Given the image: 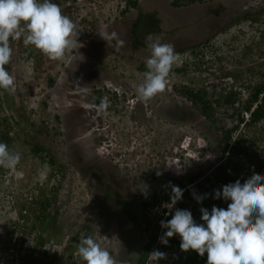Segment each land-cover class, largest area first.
Returning a JSON list of instances; mask_svg holds the SVG:
<instances>
[{"label": "rangeland", "instance_id": "obj_1", "mask_svg": "<svg viewBox=\"0 0 264 264\" xmlns=\"http://www.w3.org/2000/svg\"><path fill=\"white\" fill-rule=\"evenodd\" d=\"M127 1L53 0L63 14L77 25L80 31L77 48H87L84 43L91 36H98L97 32L118 18L124 23L123 33L126 36L127 25L142 13L151 12L154 2L131 0L137 2L136 7L131 8L127 6ZM198 20L193 18L186 25V28L192 25L194 34L174 32L168 38L167 43L174 45L175 51L180 54L179 60L170 73L166 91L148 102H143L135 94V88L146 70L144 67L139 71L136 67L144 63L150 54L148 38L155 37L149 32L152 23L148 18H143L136 28L134 26L133 37H139L141 48L129 56L126 52L120 54L113 60L107 66L109 76L103 82L117 99L110 102L113 107H109L107 113L111 125L108 149L112 154L104 153L97 159L93 158L92 162L89 156L86 165H80L87 168L82 177L77 174L72 161L76 159L75 150L80 149L75 139L71 138L74 130L68 131L65 136L56 134V130L62 129V124L53 118L58 108L44 93L49 90L45 85L47 78H53L67 62L78 65V61L81 62L85 56L78 52V59H71L69 56L73 49L62 61H53L32 46L25 47L23 38L11 41L13 54L7 69L16 77V91L3 96L13 111L7 112L0 107V130L5 134L1 142L18 150L21 159L15 169L0 167V264H9L8 223L12 222V218L17 220V224L26 226L33 220L32 214L40 206L37 198L41 189V201L46 207L41 212L39 224L41 228H46L48 222L54 221L51 217L57 223L50 233H44V240H37L36 233L30 230L32 240L29 241L34 244V249L25 264H85L77 248L79 240L89 235L123 264H134L146 238H153L151 248L158 250L159 237L166 231L160 227V221L164 220L160 207L153 206L150 210L142 206V203H151L148 200L151 195L155 196V203L161 201L162 186L169 183L170 195L171 185L184 187L187 184L184 188L188 191L180 200V209L190 210L196 220L203 206L193 199L192 193H207L209 198L214 189H219L214 183V168L218 159L226 164L235 181H245L252 175L247 168L249 162L244 167L247 162L245 157L233 155L228 149L222 150L220 135L214 127L232 129L228 146L239 139L242 149L250 154L259 155L264 148V119L255 125L248 124L247 116L240 111L243 121L236 125L240 105L250 93V87L264 73V66H254L264 58V37H261L264 34V12L253 23H233L223 32L210 37L201 35L203 26ZM161 21L164 19L161 18ZM164 25L167 27L168 23ZM175 25L180 30V26ZM119 27L118 24V34ZM129 34H132L131 28ZM117 81L127 88L124 94ZM187 89L204 91L211 120L202 117L184 99L181 93ZM118 96L123 98L120 103ZM129 96L137 99L132 101L136 103V111L129 109ZM227 98L232 100L231 105L226 103ZM63 124L64 127L69 125L66 121ZM26 135L33 136L32 143L27 141ZM79 143L85 145L88 141L83 139ZM33 144L43 145L44 148L35 154ZM48 159H52L54 164L49 165ZM70 160L73 167L67 163ZM188 176L191 177L190 183L183 182ZM108 190L118 196L119 203L130 205L131 210L122 207V211L129 212L137 221L139 238L136 244L132 242L134 237L131 243L127 237L130 231L128 233L125 220L129 214L110 210L105 215L97 209V204ZM136 194H139V203L132 206V200L137 201ZM52 203L56 210L53 206L50 216L47 210ZM22 229L16 228L12 234H22ZM57 238V241L67 238L66 248L61 254L68 256V260H59L58 249L53 242ZM176 240L180 241V238ZM154 261L147 259V264H154Z\"/></svg>", "mask_w": 264, "mask_h": 264}, {"label": "clouds", "instance_id": "obj_2", "mask_svg": "<svg viewBox=\"0 0 264 264\" xmlns=\"http://www.w3.org/2000/svg\"><path fill=\"white\" fill-rule=\"evenodd\" d=\"M79 32L76 23L53 0H0V90L10 95L16 91V77L6 68L12 60L11 41L23 38L25 47L32 46L49 59L62 61L68 52L78 49ZM107 39L123 43L115 32ZM147 48L150 54L144 60L146 70L135 88L143 102L166 91L180 56L174 45L158 37L150 36ZM109 105L108 98L103 97L99 109L103 111ZM20 159L18 150L0 142V167L15 169ZM183 192L171 185L170 201L156 203L159 206L167 201L163 207L171 213V219L160 221V227L166 229L159 237L161 244L167 245L169 238L179 236V248L200 256L207 254L206 264H264V175L253 172L243 183L237 179L214 189L212 199L230 202L227 208L213 205L210 211L201 207L202 223L194 220L190 210L174 208ZM208 195L192 193L198 204ZM11 221L17 224L16 219ZM21 225L17 224L18 228ZM77 253L85 264H123L91 235L79 240ZM149 255L155 261L166 258L165 253L155 249Z\"/></svg>", "mask_w": 264, "mask_h": 264}, {"label": "flooded vegetation", "instance_id": "obj_3", "mask_svg": "<svg viewBox=\"0 0 264 264\" xmlns=\"http://www.w3.org/2000/svg\"><path fill=\"white\" fill-rule=\"evenodd\" d=\"M134 2L135 5H130L131 8H135L137 5V2ZM127 6L129 5L127 4ZM263 12L264 0H154L151 12L147 14L142 13L137 20L134 19L127 25L126 36L125 33H123L124 23L118 18V20L113 22L110 26H105L103 30L97 32L98 36H91V38L84 43L87 48H82L84 46H81L78 49H74L69 57H71V59L73 57L78 59L79 52L85 56L84 59L81 62L78 61V65H71V62L63 64L53 78H47L45 85L49 87V93L45 92L44 96L48 99H52L51 101L54 103L55 108H58L53 114V118L58 123L62 124V129L61 131L56 130V134L58 133V135L65 136L68 131L70 132L72 129L74 130L71 138L73 137L75 139V142L80 148L79 150H75L76 159L72 160L75 163L74 169L77 174L80 177L84 176V172L87 168L80 165H86L89 161V156L91 157L90 161L92 162L94 161L93 158L96 157L97 159L104 153H107L108 155L112 154L111 150L108 149L111 140V138H108V131L110 130L111 125L109 124L110 118L107 113L109 112V107L112 108L113 106L109 105V107L101 111L99 105L103 97H107L110 102H114V99L116 98L115 94L110 92L111 89L103 82L105 81V78L109 76V73H107V66L113 63V60L117 59L120 54L126 52L129 56L134 51L141 48V40H139V37L134 38L133 33L134 26L136 28L143 18H148L152 23L149 32H151L155 38L158 37L162 42L167 43L168 38L173 36L174 32L176 34L180 32L194 34V29L191 24L186 28L187 22L193 18L199 19V22L201 21V25L203 26V29L200 31L201 35L210 37L214 33L223 32L227 26H230L233 23L241 21L253 23V20ZM161 18L164 19L163 22L161 21ZM167 19L169 22H172V24L169 23ZM164 23H168L167 27H165ZM176 23L180 26V30L175 25ZM118 24L120 26L119 34ZM173 27H175L176 30H172ZM130 28L132 29L131 35L129 34ZM113 32L118 34L119 39L123 41L122 44L118 45L115 40L107 39V36ZM176 34L174 36H176ZM103 38H105V40ZM144 65V63H139L136 68L139 71H142L145 67ZM116 83L124 94V90L127 88H125L124 84L121 82L117 81ZM129 98L131 100V104L129 105L130 111H136V108H134L136 103H133L132 101L137 99L130 96ZM122 99V97L119 98L118 96L119 103ZM65 121L68 122L70 126L67 125L64 127L63 123ZM83 139L87 140L88 144H80L79 142L83 141ZM72 144L76 145L74 142H72ZM40 147L44 148L43 145ZM72 161H67L71 167H73ZM47 163L49 165L52 163L54 164V161L48 159ZM39 193L40 195L37 198V204H40L39 212H42L46 207L40 197L42 195L41 193H43V189H41ZM138 196L139 194L136 196L137 201L136 199L132 200V206H137L139 203ZM53 206L55 207L52 203V207L48 211L50 216L53 214ZM122 207H127L128 210H131L129 204L121 201L119 203L118 196L110 190L105 191V195L102 197L101 202L97 204V209L102 213H105V215L108 214L110 210H113L116 213L129 214V212H123ZM32 218L33 220L27 223L26 226H21V229L23 228L22 234L19 235H23V239L28 237V240H32L30 229L33 228L31 230L36 233L35 237H37V240H44V233H50L51 228L55 229L56 227L57 221L54 217H51L54 221L48 222L46 228H41L39 224L40 217L35 219L32 214ZM125 222L128 228V233L130 231L127 235L128 241L131 243V240L134 237L132 242L133 244H136L137 239L139 238L137 221H135V217L133 218L132 214H129V218L127 221L125 220ZM9 228L10 232H8V235L19 236L12 234V231L18 228L16 223L11 222ZM52 238L54 239V235ZM66 239L67 238H64L62 241L59 239V241H57V238L53 241L54 244L56 243L55 248L58 249L56 251H58L57 253L60 261L61 258L68 260V256L64 255L63 257L61 254L64 251L63 249L66 248ZM32 245L34 244L31 242L29 248L20 250V253L30 256L34 249V246L32 247ZM141 246L143 245L141 244ZM140 252H138V254ZM12 264H17V261H13Z\"/></svg>", "mask_w": 264, "mask_h": 264}, {"label": "trees", "instance_id": "obj_4", "mask_svg": "<svg viewBox=\"0 0 264 264\" xmlns=\"http://www.w3.org/2000/svg\"><path fill=\"white\" fill-rule=\"evenodd\" d=\"M128 5L134 6L135 2L128 0L127 1ZM262 39L264 37V34L261 36ZM7 68V66H6ZM250 93L248 94L246 100L240 105V110L236 113L237 117H236V125L242 123L243 118H242V114H240V111H242L243 113H246L247 116V123L248 124H253L255 125L256 123H258L260 120L264 119V73H262L260 75L259 81L255 84H253L250 87ZM8 93L7 92H3L2 90H0V107H3L7 112H12V108L10 106V104L8 103V101L4 100L3 96H7ZM181 95L184 97V99L192 106L194 107L202 117H204L206 120H211V114H209V112L207 111L209 104L208 101L205 100V93L204 91L201 89H187L184 90ZM226 103L228 105L232 104V100L227 98ZM31 126H33V124H31ZM214 127V126H213ZM36 128V127H35ZM215 130H217V133L219 136V143L222 147V150L225 151L228 149L229 152H231L233 155L235 154H241L243 157H245L247 160L246 164H245V168L246 165L250 164V166H248V172H251V174H253V172H258L261 175H264V148H261L259 155L258 154H250V152H248L246 149H242L239 139L235 140L233 142V145L228 146L229 141H230V136H231V130H222V129H217L216 127H214ZM27 141L32 143V139L33 136L29 137L28 135H26ZM5 139V134L1 132L0 130V142L3 141ZM34 145V153L37 154L39 153V151H41L40 145L38 144H33ZM221 158L218 159V165L215 166L214 168V183L218 186V188L220 189L223 185L229 184V183H234L235 180L233 179L234 177L231 176V172L230 170L226 169V164L223 162H220ZM51 162V160H50ZM223 163V164H222ZM234 168H232L231 170H233ZM200 176V175H199ZM196 176V177H199ZM196 177H192V178H196ZM191 177H187L185 181L186 183H190ZM244 180L241 181V183H243ZM182 183V182H180ZM187 185V184H186ZM185 185V186H186ZM184 186V187H185ZM169 187V186H168ZM184 187H179L181 189L184 190L183 192V196L182 199L184 198V195L187 194L186 188ZM169 189V188H168ZM171 189V188H170ZM171 195V194H170ZM170 195L169 196H165L163 192H161V196L162 199L165 200L167 199L168 201H170ZM148 200H151V203L146 202V203H142L143 207H147L151 210V208H154L153 206L156 205L155 203V196L151 195ZM230 201H224L222 199H212V196L207 198L206 201H202V206L204 208H207L209 211L211 210V207L213 205L217 206V207H221V208H227V204ZM181 203L180 201L177 202V204L174 206V208H181ZM48 210L52 207L48 205ZM174 211V209H173ZM34 217L35 219H38L41 215V212H39V209H36L34 212ZM201 216V215H200ZM200 216L195 220L197 223H202V221L200 220ZM22 217V216H21ZM171 219V213L168 212V215L166 217H164V220H168ZM33 229V228H31ZM30 229V230H31ZM23 235H19L17 240H18V244H22V242L24 241ZM177 238H179V236H174L172 238H169L168 244L167 245H163L160 242L157 244V248L160 252H163L166 254V258L165 259H161L159 261H154V264H206V260H207V254H205L204 256H200L198 255L196 252L189 250L188 252H184L179 248V244L180 241L176 240ZM23 239V240H22ZM22 240V241H21ZM152 242H153V238L151 237H147L143 246H142V250L141 252L138 254L136 260L134 261V264H147V259L149 257V253L151 250V246H152ZM9 243V240H7V245ZM13 249H14V253L12 254L13 259L12 260H8L7 262H11L10 264H12L13 261H17V264H25L28 261L26 260V258L29 256L27 254L23 255L20 253V246L16 247L14 245ZM9 246V247H12ZM8 250V249H7ZM8 255V254H7ZM36 264V263H35ZM40 264V263H37Z\"/></svg>", "mask_w": 264, "mask_h": 264}, {"label": "built area", "instance_id": "obj_5", "mask_svg": "<svg viewBox=\"0 0 264 264\" xmlns=\"http://www.w3.org/2000/svg\"><path fill=\"white\" fill-rule=\"evenodd\" d=\"M259 65L264 66V58H262L260 61L258 60V62H256V64H254V66H259ZM244 114L246 116H248L246 113H244ZM168 185H169V183H166L165 186L162 187V192L164 193L165 196H169V189H168L169 187H168ZM166 203H167V201H162V203L159 206L155 205L156 208L160 207V209H164V211L160 210V214L163 217H166L168 215V212H169V210L167 208L163 207V205L166 204ZM17 238H18V236H15V235H11V234L7 235L6 239L9 240V246L14 245L16 247V249H17V247L20 246V244H18L19 242H18ZM27 238L28 237L24 238V241L21 244L22 247L20 246L21 247L20 250H22L24 248L25 249L29 248L30 241ZM152 251H153V249L151 248L150 253ZM13 253H14L13 246L9 247L8 250H7L8 260H12L13 259V256H12ZM151 259L152 258L149 255L148 260H151Z\"/></svg>", "mask_w": 264, "mask_h": 264}]
</instances>
